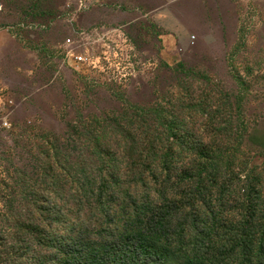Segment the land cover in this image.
I'll return each mask as SVG.
<instances>
[{"label":"rangeland","instance_id":"374dc122","mask_svg":"<svg viewBox=\"0 0 264 264\" xmlns=\"http://www.w3.org/2000/svg\"><path fill=\"white\" fill-rule=\"evenodd\" d=\"M0 5V264H264V0Z\"/></svg>","mask_w":264,"mask_h":264},{"label":"trees","instance_id":"16d2710c","mask_svg":"<svg viewBox=\"0 0 264 264\" xmlns=\"http://www.w3.org/2000/svg\"><path fill=\"white\" fill-rule=\"evenodd\" d=\"M185 222H187V224L190 225V232H189V235L191 238H195L196 236L197 237V240H195V244H194V249L191 250V252L193 253V257L195 259H200L203 255V251H206L207 249H212L211 247V243H209L207 241V238L205 236H208L207 233H205V236H200L201 234H198L195 230V224H192V219H189V220H185ZM175 222L173 221H170L168 226H171L173 225ZM194 232H196V236L194 234ZM194 235V236H193ZM238 239L239 240V255L241 259H246L249 251L251 250V244H250V237L249 236H244V235H238ZM261 241V244L259 245V249L261 250V253L263 254L264 253V240H259ZM139 253V257L140 256H144L143 258H145V262L143 264H164L165 261L162 259V257H158L155 256L154 254H142L140 251H138Z\"/></svg>","mask_w":264,"mask_h":264},{"label":"built area","instance_id":"2783aa9c","mask_svg":"<svg viewBox=\"0 0 264 264\" xmlns=\"http://www.w3.org/2000/svg\"><path fill=\"white\" fill-rule=\"evenodd\" d=\"M2 11V6L0 5V13ZM68 42H70V40H68ZM83 62H85V57L82 56V55H78V56H75L74 58V63L77 64V65H81L83 64ZM5 127H9L7 123H5Z\"/></svg>","mask_w":264,"mask_h":264}]
</instances>
